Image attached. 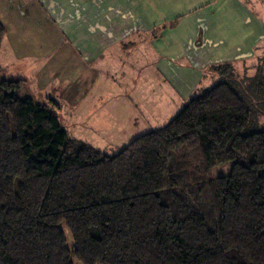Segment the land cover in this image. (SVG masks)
Instances as JSON below:
<instances>
[{"label": "trees", "instance_id": "trees-1", "mask_svg": "<svg viewBox=\"0 0 264 264\" xmlns=\"http://www.w3.org/2000/svg\"><path fill=\"white\" fill-rule=\"evenodd\" d=\"M249 70L212 68L167 125L107 154L0 65V264H264V55Z\"/></svg>", "mask_w": 264, "mask_h": 264}, {"label": "crops", "instance_id": "crops-1", "mask_svg": "<svg viewBox=\"0 0 264 264\" xmlns=\"http://www.w3.org/2000/svg\"><path fill=\"white\" fill-rule=\"evenodd\" d=\"M117 6L126 8V13L111 12ZM257 12L246 0H0L5 39L15 38L14 54L28 61L17 75L1 67L6 78L25 74L27 85L31 82L41 93L39 99L29 96L41 103L55 101L62 114L72 95L61 98L52 89L59 76L52 57L65 49L71 54L76 51L81 60L74 55L71 67L66 64L64 82L67 92L75 85L80 88L76 94H81L80 106L74 100L77 113L65 119L77 117V125L87 126L98 120L101 108L86 112L85 100L99 99V105L106 106L128 98V110L134 108V116H139L137 124L158 126L151 132L167 125L192 97L219 80L212 68L230 64L241 72L257 65L264 55V47L259 45L264 41V18ZM54 13L60 15V21ZM42 16L59 27L58 36L63 38L57 43H53V28L45 29ZM102 17L117 24L127 20L133 27L101 28ZM40 61L45 68L38 70L35 66ZM49 63L53 67L47 69ZM105 67L110 70L102 72ZM27 71L32 79L26 77ZM115 77L125 94L116 96L115 87L111 90L117 85H112ZM98 84L107 87L99 92ZM105 116L99 121L107 119Z\"/></svg>", "mask_w": 264, "mask_h": 264}, {"label": "rangeland", "instance_id": "rangeland-1", "mask_svg": "<svg viewBox=\"0 0 264 264\" xmlns=\"http://www.w3.org/2000/svg\"><path fill=\"white\" fill-rule=\"evenodd\" d=\"M250 2V8L259 14V12H257V10H260L261 12V17L262 19L264 18V0H246ZM37 7H39V5H37ZM43 7V6H42ZM44 8V7H43ZM126 8L123 9L121 8V6H117V7H113L111 12H122V13H126ZM53 16H56L55 19H58L60 21V15L57 13H54ZM42 21L44 22L45 25V29L48 30V28L51 29V27L53 28L52 33L54 34L53 36V43H57L59 41V38H61L62 36H58L59 31L57 29H59L58 26H56V23L52 22L50 19L49 21H47L45 18V16H42ZM102 20L100 22V27L101 28H109L111 27L113 28H118V30H120L119 28H121L122 30H128V28L130 29L132 26L129 25V23L127 22V20H123L119 23L121 24H117V21L115 22V20H105V17H102ZM264 22V21H263ZM262 22V27L264 30V23ZM55 25H54V24ZM91 24H93V22H91ZM46 25H48V27H46ZM62 26L64 27V23L62 24ZM132 29V28H131ZM60 30V29H59ZM262 37H264V33H262ZM63 38V37H62ZM15 38L9 37L7 39H5L3 46L1 47V52H0V65L3 66L8 73L10 71H12V73L14 75H17L16 72H21L23 68L26 67V65L28 64L27 59L25 58H21L19 57L18 54H14L13 50H12V44ZM260 46L264 47V41L260 42L259 44ZM261 47V48H262ZM45 55L47 56H51V54L44 52ZM74 54H71L70 51H67L66 49L63 51H59L56 52L53 57H52V61L56 62L54 64L56 65V69L57 67L59 68V76H57L58 78L56 79L57 82H55L52 86V89L54 91H58L59 93L57 94L58 96L60 95L61 98H66L67 95H72L70 97L69 101L65 102V106H64V110L62 111L61 114V108L59 107L60 105H58V107H56L54 104H52L51 102H48L52 108H54L57 112L58 115L60 117L61 123L62 125L65 127V129L69 132V134L71 135V137H74L78 140L81 141H85L89 144H91L92 146L100 149L101 151L107 153V154H115L117 153L121 148L126 147L129 143H131V141H133V139L142 136L144 134L149 133L150 129H156L158 126H154L152 124H137V119L139 118V116H134V108H131L130 110H128V98H122V99H118L116 100V102H112L110 104H107L106 106H104V103L102 105H99V99L97 101H93L92 103H90L89 99L85 100L83 103H85L83 110L85 108H88L86 110V112L91 111V109H100L99 110V117L98 120L92 121L89 124H87V126H83L82 124L77 125V121H80V119H78L77 117L73 118H67L65 119V116H75V114L77 113V107H75V101L74 100H79L81 97V94H79L78 96L76 95L79 91L80 88H78L77 85H75V87L71 90H69L67 92V88H68V84L66 85L64 81H66V69L65 66L66 64H68L69 67H71V65L73 64V57L74 55L76 56V58L79 60L80 62V58L79 55L76 51L73 52ZM259 55L260 52L258 53ZM85 62V61H84ZM86 63V62H85ZM250 61H248V63L246 62L247 66H250L251 64H249ZM37 65L35 66L36 69L39 70V67L41 68H45V65H41V61L36 63ZM51 64L49 63L46 67L47 69L50 68ZM53 67V66H51ZM83 67V66H82ZM111 67V66H110ZM109 67V68H110ZM109 68L105 67L102 68V72L103 71H107L110 70ZM53 69V68H52ZM80 69V68H79ZM112 69V68H111ZM43 70V69H40ZM77 69H74V72H76ZM250 71V70H249ZM243 71L238 73V76L240 77V80H244L246 77L249 76H253L255 75V71H250L248 72L249 75L246 76L245 73H243ZM27 75L26 77L32 79L31 75L29 76L28 71L26 72ZM37 73V71L35 72ZM23 75L25 74H20L19 77L15 76L16 79H25L23 77ZM104 79V78H102ZM114 79V80H113ZM112 81V85L113 84H117L119 79L118 77L113 78ZM68 80V79H67ZM65 84V86L63 85ZM61 86H64L62 91L60 92ZM107 86L106 85H102V84H98V88H100L99 92L103 91ZM113 87H115V93L116 96L120 95V94H125V92H122V89L126 90L124 87L120 86V84H117L115 86H111V90H113ZM87 89H89V87H87ZM159 89V88H157ZM74 90V92H73ZM36 88L34 86H31V82L30 84H26L25 89L22 90V97H26V96H33L36 99H39L41 97V93L39 91H36ZM148 95V94H147ZM77 96V97H76ZM93 98V96H91V99ZM55 102V101H54ZM80 106V100H79V105ZM96 106V107H95ZM104 106V107H103ZM105 116V120L103 121H99L102 120L103 116ZM107 116H111L110 118ZM165 125V123L163 122L161 124V126ZM261 129L264 130V116L261 117ZM160 127V126H159ZM231 163H228L224 166H221L219 168H217L216 170L213 171L212 173V177L213 178H217L219 176H223V175H227L230 173L231 171ZM75 264H80L79 262L75 261Z\"/></svg>", "mask_w": 264, "mask_h": 264}]
</instances>
